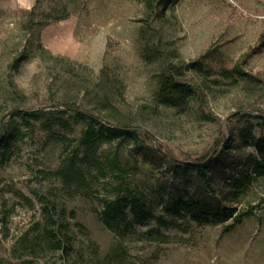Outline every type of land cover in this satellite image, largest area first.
<instances>
[{"label": "rangeland", "instance_id": "1", "mask_svg": "<svg viewBox=\"0 0 264 264\" xmlns=\"http://www.w3.org/2000/svg\"><path fill=\"white\" fill-rule=\"evenodd\" d=\"M144 17L140 0H0V121L5 120L6 129L20 126L24 133L18 150L0 164V264H107L118 239L135 264H264V175L237 200L227 175L217 178L216 194L204 193L242 209L254 207V214L229 232H224L225 223H193L188 231L150 233L156 226L151 220L135 222L127 235L117 236L100 220L102 205L91 194L58 197L74 213L68 220L76 247L68 258L23 240L41 220L38 196L60 187L42 171L60 167L63 144L41 123L28 131L19 117L11 116L13 110L42 108L48 118L67 103L102 115L115 105L182 157L201 156L224 138L227 130L206 119L197 101L187 113L159 105L161 82L170 63L185 69L202 59L216 71L230 69L259 42L264 0H181L170 12L171 24L158 21L152 28ZM61 32L72 39L73 48L55 46L53 39ZM208 51L210 57H203ZM18 58L19 66H11ZM245 68L264 75V48L246 60ZM218 77L220 86L207 97L209 111L222 119L241 110L264 111V86H232ZM65 116L78 137L83 124L73 113ZM248 121L257 119L238 116L230 124L231 157L256 154L240 139ZM53 129L65 134L58 126ZM147 146L153 147L146 142L147 154H141L127 142L121 157L138 162L135 177L149 192L156 183L176 179L164 164L149 160L154 153ZM89 240L97 244V256ZM16 248L19 256L13 257Z\"/></svg>", "mask_w": 264, "mask_h": 264}, {"label": "trees", "instance_id": "2", "mask_svg": "<svg viewBox=\"0 0 264 264\" xmlns=\"http://www.w3.org/2000/svg\"><path fill=\"white\" fill-rule=\"evenodd\" d=\"M140 1L145 7L142 21L152 28L158 21L171 24L170 12L181 0ZM263 48L264 30L257 45L230 69L216 71L206 67L202 59L193 61L185 69L174 63L168 65L167 74L161 82L159 105L187 113L191 104L197 101L206 119L219 123L227 130L223 139L217 140L207 153L195 158L174 154L167 143L115 105H110L106 115L81 109L73 103L64 104L63 109L48 118L42 108L10 112L11 116L20 118L28 131L41 123L50 130L53 139L63 144L60 167L56 171H42L44 178L55 179L60 187L38 196L41 220L23 237L25 244L67 258L72 255L76 235L68 217L74 213H69L58 197L95 194L102 205L100 220L121 237L133 229L135 222L154 220L156 226L149 230L150 233H161L163 229L188 231L193 223H225L224 232H229L252 216L253 206L242 209L238 204H227L217 196H204V193L216 194L217 178L227 175L232 197L237 200L247 194L258 177L264 175V111L241 110L222 119L207 109V97L220 86L218 75L230 80L232 86L243 82L264 86V75L245 68L246 60ZM210 55L211 51H208L203 57ZM21 61L18 58L11 66L17 68ZM69 113H73L83 124L78 137L73 135L76 130L74 123L65 116ZM238 116H254L257 119L256 123L248 121L240 130L242 145L256 150V154L247 159L230 156L234 144L230 124ZM0 126L1 164L8 154L18 150V142L23 139L24 133L20 126L6 129L5 120L0 121ZM54 126L64 130L65 134L54 130ZM127 142H131L141 154H147L144 144L151 143L153 147L147 146V149L154 154L148 157L149 160L164 164L165 171L171 172L176 181L156 183L149 192L143 189L135 177L140 172L138 162L124 161L121 157V149ZM158 158L163 161H157ZM89 245L96 248L97 256V244L89 240ZM18 256L16 248L13 257ZM105 259L107 264H135L121 239L113 244Z\"/></svg>", "mask_w": 264, "mask_h": 264}, {"label": "bare ground", "instance_id": "3", "mask_svg": "<svg viewBox=\"0 0 264 264\" xmlns=\"http://www.w3.org/2000/svg\"><path fill=\"white\" fill-rule=\"evenodd\" d=\"M63 32L59 33V36L53 39V43L58 48H73L75 46V43L72 41V39L68 36L67 38H64Z\"/></svg>", "mask_w": 264, "mask_h": 264}]
</instances>
